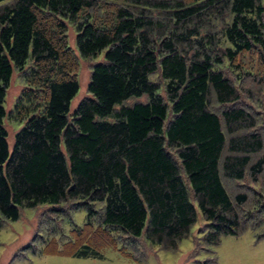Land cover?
Returning a JSON list of instances; mask_svg holds the SVG:
<instances>
[{
	"label": "trees",
	"instance_id": "trees-1",
	"mask_svg": "<svg viewBox=\"0 0 264 264\" xmlns=\"http://www.w3.org/2000/svg\"><path fill=\"white\" fill-rule=\"evenodd\" d=\"M68 26L77 57H102L73 111ZM255 53V74L237 64ZM262 117L264 0H0V226L41 205L84 210L63 256H97L116 233L174 251L198 216L206 244L240 235L242 182L264 173Z\"/></svg>",
	"mask_w": 264,
	"mask_h": 264
},
{
	"label": "rangeland",
	"instance_id": "rangeland-1",
	"mask_svg": "<svg viewBox=\"0 0 264 264\" xmlns=\"http://www.w3.org/2000/svg\"><path fill=\"white\" fill-rule=\"evenodd\" d=\"M66 43L68 56L74 58V73L77 77L79 90L70 101V111H73L78 102L85 96L89 80L90 67L93 63L101 61V55L93 59H80L74 49V30L67 27ZM73 60V59H72ZM250 68L255 74L258 71V55L244 54L237 59V64ZM23 86L18 72H13L3 106L7 116L4 126L7 131L9 148L12 144L14 133L22 126L13 118L16 114L14 107ZM250 86L251 90L259 93L261 86L243 83ZM143 101L144 99H139ZM255 100V99H253ZM133 100H129L131 103ZM247 104L250 102L246 100ZM262 106V104H261ZM264 120V118H260ZM263 123V121H260ZM264 157V153H262ZM257 184L248 181L236 186L229 183L230 188L236 191L245 189L248 192V201L243 207V212L251 213L252 218L238 236H223L216 245L206 244L199 239L204 230L202 220L198 221L191 229L187 238L181 239L174 251H163L144 243L142 239L136 244L129 245L121 234H114L117 241L116 247L99 251L97 256L73 257L63 256L60 251L74 225L81 226L85 221L84 210H71L68 205L54 207L58 211H51L48 205H41L33 209H22L17 220H3L0 226V264H264V213L256 210L259 204L264 203V173ZM47 246V247H46ZM48 253L43 254L44 248ZM126 251L128 255L121 253Z\"/></svg>",
	"mask_w": 264,
	"mask_h": 264
}]
</instances>
